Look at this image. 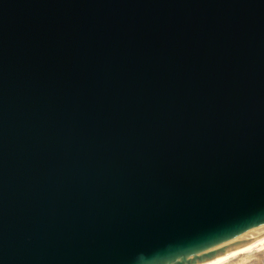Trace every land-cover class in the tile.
Returning a JSON list of instances; mask_svg holds the SVG:
<instances>
[{
  "label": "water",
  "instance_id": "95a60500",
  "mask_svg": "<svg viewBox=\"0 0 264 264\" xmlns=\"http://www.w3.org/2000/svg\"><path fill=\"white\" fill-rule=\"evenodd\" d=\"M263 233L264 0H0V264Z\"/></svg>",
  "mask_w": 264,
  "mask_h": 264
},
{
  "label": "bare ground",
  "instance_id": "6f19581e",
  "mask_svg": "<svg viewBox=\"0 0 264 264\" xmlns=\"http://www.w3.org/2000/svg\"><path fill=\"white\" fill-rule=\"evenodd\" d=\"M262 250H264V233L248 245L199 264H264V257L258 256Z\"/></svg>",
  "mask_w": 264,
  "mask_h": 264
},
{
  "label": "clouds",
  "instance_id": "9594fccd",
  "mask_svg": "<svg viewBox=\"0 0 264 264\" xmlns=\"http://www.w3.org/2000/svg\"><path fill=\"white\" fill-rule=\"evenodd\" d=\"M141 264H146L144 257L140 258Z\"/></svg>",
  "mask_w": 264,
  "mask_h": 264
},
{
  "label": "rangeland",
  "instance_id": "374dc122",
  "mask_svg": "<svg viewBox=\"0 0 264 264\" xmlns=\"http://www.w3.org/2000/svg\"><path fill=\"white\" fill-rule=\"evenodd\" d=\"M258 256L264 257V250H262Z\"/></svg>",
  "mask_w": 264,
  "mask_h": 264
}]
</instances>
